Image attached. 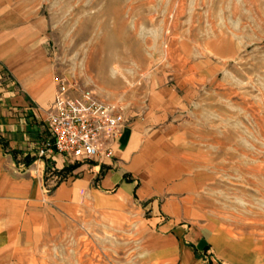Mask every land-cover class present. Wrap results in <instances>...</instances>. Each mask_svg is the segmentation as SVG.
Returning <instances> with one entry per match:
<instances>
[{
  "label": "crops",
  "instance_id": "crops-1",
  "mask_svg": "<svg viewBox=\"0 0 264 264\" xmlns=\"http://www.w3.org/2000/svg\"><path fill=\"white\" fill-rule=\"evenodd\" d=\"M32 3L0 0V264H91L86 251L103 248L111 264H248L194 168L220 93L142 80L114 157L70 163L46 146L59 68Z\"/></svg>",
  "mask_w": 264,
  "mask_h": 264
},
{
  "label": "rangeland",
  "instance_id": "rangeland-1",
  "mask_svg": "<svg viewBox=\"0 0 264 264\" xmlns=\"http://www.w3.org/2000/svg\"><path fill=\"white\" fill-rule=\"evenodd\" d=\"M32 1L56 73L126 115L150 78L220 93L195 132L194 168L209 172L217 230L264 264V0ZM110 254L87 250V262L111 264Z\"/></svg>",
  "mask_w": 264,
  "mask_h": 264
},
{
  "label": "built area",
  "instance_id": "built-area-1",
  "mask_svg": "<svg viewBox=\"0 0 264 264\" xmlns=\"http://www.w3.org/2000/svg\"><path fill=\"white\" fill-rule=\"evenodd\" d=\"M54 83L47 148L70 163L112 159L126 126V113L116 104L103 103L94 90L83 89L64 74L56 75Z\"/></svg>",
  "mask_w": 264,
  "mask_h": 264
},
{
  "label": "trees",
  "instance_id": "trees-1",
  "mask_svg": "<svg viewBox=\"0 0 264 264\" xmlns=\"http://www.w3.org/2000/svg\"><path fill=\"white\" fill-rule=\"evenodd\" d=\"M4 146H5V144H4V142H1ZM28 160V159H27ZM34 160H33V158L31 159V160H28L27 161V163H26V165H31V163L33 162ZM76 168V166H74V167H71V168H69V169H71V170H73V169H75Z\"/></svg>",
  "mask_w": 264,
  "mask_h": 264
}]
</instances>
